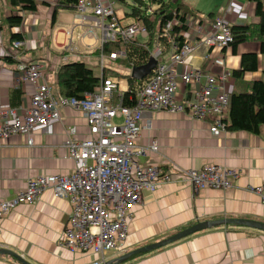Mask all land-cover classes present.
<instances>
[{"label": "crops", "instance_id": "crops-1", "mask_svg": "<svg viewBox=\"0 0 264 264\" xmlns=\"http://www.w3.org/2000/svg\"><path fill=\"white\" fill-rule=\"evenodd\" d=\"M32 1L36 5L35 10L22 12L10 6L8 0H0V109L11 108L17 115L28 108L33 93L29 82L18 81L19 67L35 61L44 63V81L54 99L66 98L58 93L56 86V71L61 65L80 62L90 70L94 68L93 60L90 58L86 61L85 58L90 47H78L72 41V33L75 31L80 43L84 37L97 39L95 29H92L93 16L78 13L74 9L59 10L54 23H51L55 0ZM182 3L190 11L188 15L201 13L193 6L196 2L192 1L190 7L185 0ZM212 3L214 12L200 14L205 15L203 32L210 30L216 17H224L231 27L255 26L259 23L253 2L212 0ZM228 8L230 11H227ZM14 15L23 17L19 26L7 24V18ZM81 16L82 19L79 18ZM117 18L123 20L125 16ZM181 26L184 30L178 36L184 42L197 38L195 30ZM58 34H64L66 43L55 42ZM12 36H20L24 42V46L17 51L11 48ZM256 37L254 35L253 39L237 45L234 52L231 46L223 49L199 46L177 71L182 74L197 68L216 77L226 69L232 75L229 81L231 95L248 93L251 82L264 83V54L260 47L264 38ZM101 39L95 53L99 55V60L94 63L98 73L92 70L97 78L102 77L105 68V62L101 64V56L108 60V55L101 53ZM173 45L176 44L154 45L160 50V62L168 63ZM245 54H256L257 70L234 78L232 72L240 68L241 56ZM119 60L111 62L110 67H115ZM129 70L123 75L130 76ZM114 82L120 87L121 93L128 91L126 79ZM182 89L177 90V103L194 88L188 85ZM118 101V95L114 93L112 103ZM59 116L58 122L32 131L30 147L26 146L25 135H12L1 142L0 201L13 198L23 189L27 180L38 175L70 174L73 171V162L67 158L62 147L66 139L65 132L74 127L76 140L85 139L89 134L79 110L63 106L59 109ZM226 124V130L215 136L210 132L209 120L192 119L186 112L143 113L136 143L148 146L155 142L158 151L148 153L138 163L142 167L159 166L163 173L172 176L173 181L160 183L152 193L143 192L142 203L131 210L132 217L123 252L110 253L107 255L108 261L165 240L201 222L235 219L264 224V206L249 191L250 187L264 182V124L257 134L231 131L228 128L229 112ZM171 164L181 169L219 165L236 171L238 178L227 190L204 189L195 192L186 182L178 180V175L169 168ZM69 212L70 206L66 199L54 197L49 190L43 191L33 204L20 205L0 219V250L13 253L27 264H92L97 260L96 255L90 252L72 253L59 247L60 234ZM137 255L123 264H264V231L244 225H221ZM0 264L21 263L9 255H0Z\"/></svg>", "mask_w": 264, "mask_h": 264}, {"label": "built area", "instance_id": "built-area-1", "mask_svg": "<svg viewBox=\"0 0 264 264\" xmlns=\"http://www.w3.org/2000/svg\"><path fill=\"white\" fill-rule=\"evenodd\" d=\"M74 10L93 16L92 29L100 30L102 45L134 43L137 36L145 40L140 45L147 41L146 28L134 18L118 19L111 0H75ZM79 18L82 19V16ZM205 23V17L201 15H186L184 21L176 19L167 22L163 33L168 34L175 25H184L195 30L197 38L184 42L181 47L173 45L168 63L160 62V50L155 44L150 56L157 60L156 66L149 80L128 98L131 103L134 102L132 106L122 104L123 93L118 84L110 79L103 80L97 90L86 92L79 99H54L44 81V63L35 61L19 67L18 81L29 82L33 93L28 108H24L19 115L11 108L0 109V144L9 136L25 135L26 146L30 147L32 131L58 122L59 109L63 106L82 113L89 137L76 140L74 127L68 128L62 147L67 158L73 162V171L70 174L38 175L27 180L13 198L0 201V219L20 205L33 204L43 191L49 190L54 197L66 199L70 206L60 234V248L72 253L90 252L97 256L92 264H105L108 262L107 255L123 252L131 210L142 203L143 192L152 193L160 183L173 181L172 176L163 173L159 166L142 167L138 163L148 153L158 151L155 142L148 146L136 143L143 113L186 112L192 119L209 120L210 132L215 136L227 128L231 73L224 69L215 77L197 68L182 74L177 71L197 47L223 49L233 42L231 25L224 17L214 18L210 30L203 32ZM23 46L22 40L11 43L14 51ZM125 56L124 50L120 49L107 58L115 62ZM100 61L102 64L104 56ZM188 85H193V91L177 103L178 86L185 88ZM114 93L119 99L116 103H112ZM119 118L123 119L121 124L113 122ZM169 168L178 175V180L186 182L195 192L227 190L238 178L236 171L219 165L181 169L171 164ZM249 191L264 206V182L250 187Z\"/></svg>", "mask_w": 264, "mask_h": 264}, {"label": "trees", "instance_id": "trees-1", "mask_svg": "<svg viewBox=\"0 0 264 264\" xmlns=\"http://www.w3.org/2000/svg\"><path fill=\"white\" fill-rule=\"evenodd\" d=\"M9 5L22 12H33L35 3L32 0H8ZM128 11L124 12L125 18H134L143 27L146 28L148 38L144 45L137 43H108L104 44L101 53L109 55L120 49L124 50L125 58L121 59L120 64L126 65V68L142 66L150 58V52L156 43L161 46L175 43L181 47L184 43L182 37L178 34L183 27L175 25L168 34L163 33L167 22L184 18L190 11L182 3L183 0H131L125 3ZM255 4V14L259 23L255 26H234L231 27L233 42L229 45L234 52L237 45L253 39L256 35L258 39L264 38V0H248ZM75 0H55L52 8L50 22L54 23L55 16L59 10L74 9ZM193 15V14H189ZM196 16V15H193ZM23 17L18 15L7 18L9 26H19ZM12 41L21 40L20 36H12ZM11 41V43H12ZM261 53L264 54V40H261ZM257 70L256 54H245L241 56L240 68L233 71V77H242L247 72ZM128 81V91L123 94V105L131 106L128 101L130 96H134L139 89L149 80V76L143 80H135L129 75H118ZM108 79L105 71L101 78L93 75L92 70L86 68L83 63L73 62L61 65L56 71V86L58 93L66 98L79 99L86 92H94L100 86L103 80ZM119 80V79H118ZM250 92L235 94L232 93L230 101V126L231 131H245L251 134H257L259 128L264 124V83L254 81L249 84ZM134 103V102H133ZM140 256V255H137Z\"/></svg>", "mask_w": 264, "mask_h": 264}, {"label": "water", "instance_id": "water-1", "mask_svg": "<svg viewBox=\"0 0 264 264\" xmlns=\"http://www.w3.org/2000/svg\"><path fill=\"white\" fill-rule=\"evenodd\" d=\"M155 66H156V60L154 59V57H150L148 59L147 63H145L144 65L132 68L131 73H130V77L135 79V80H138V81L143 80L146 77L151 75ZM228 224L244 225V226L253 227V228L264 231V224L257 223L254 221L222 219V220H216V221H210V222H201V223H197V224H195V225H193V226H191L185 230H182V231L178 232L177 234H175V235H173V236H171L165 240L159 241L157 243H153L151 245L141 247V248L136 249L134 251H131L129 253H125V254H123V255H121V256L113 259V260L108 261L105 264H123L125 261H127L130 257H132L134 255L141 254V253H147V252H150L152 250L159 249L161 247L169 245L173 242L181 240L185 237H188V236H190L196 232L202 231V230H206V229L216 227V226H221V225H228ZM0 255H9V256L13 257L15 260H17L19 263L27 264L26 262L21 260L18 256L14 255L13 253H10L8 251L0 250Z\"/></svg>", "mask_w": 264, "mask_h": 264}, {"label": "rangeland", "instance_id": "rangeland-1", "mask_svg": "<svg viewBox=\"0 0 264 264\" xmlns=\"http://www.w3.org/2000/svg\"><path fill=\"white\" fill-rule=\"evenodd\" d=\"M111 1L113 2V7H114V10H115V14L117 16H123L124 17V15H125L124 12L128 11V7L126 5H124V3H122L120 0H111ZM124 1H125V3L129 4L131 0H124ZM145 1H148V0H145ZM192 1L194 3L196 2L195 5H193L194 8H197V10L199 12H201V13L207 14L208 12H214L215 11V8L213 9L212 0H185V3H186L187 6L190 7ZM201 13H199V15ZM203 16H205V15L203 14ZM95 35L97 36V39H96V37H91V38L84 37V38H82L83 39L81 41L82 43H80V40H78V38L76 37V31H75V32L72 33V41L78 47H80V46H89L90 47V49H87V50H90V51L87 52L85 58H86V61H87V59H90V58L93 60V65L92 66L94 68L92 70L94 72L98 73V69L95 67L94 63H96V61L99 60V55H97L95 53H96V50H97L98 45L100 43V38H101L100 30L95 29ZM66 39L67 38L64 37V34H58V36L55 38V42L63 44V41H65V43H66ZM135 41L138 42V43H143L145 40H142L141 38H139L137 36ZM254 45L259 47L258 43H255ZM105 57H107V56H105ZM119 61H121V60H119ZM119 61L115 63V67H110L111 61H109L107 59L104 60V62H105L104 63L105 76L107 78H110L113 81H115V80L118 81V79L119 80H124L123 77L118 78V75H123V74H126L127 72H130V70H128L126 68V65L120 64ZM85 64H87V63H85ZM178 89L181 90L182 86H178ZM122 121H123V119L119 118V119L114 120L113 122L116 123V124H121Z\"/></svg>", "mask_w": 264, "mask_h": 264}, {"label": "bare ground", "instance_id": "bare-ground-1", "mask_svg": "<svg viewBox=\"0 0 264 264\" xmlns=\"http://www.w3.org/2000/svg\"><path fill=\"white\" fill-rule=\"evenodd\" d=\"M70 40V39H69Z\"/></svg>", "mask_w": 264, "mask_h": 264}]
</instances>
